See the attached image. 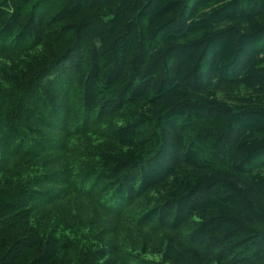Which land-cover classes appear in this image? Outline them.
<instances>
[{
  "label": "trees",
  "instance_id": "obj_1",
  "mask_svg": "<svg viewBox=\"0 0 264 264\" xmlns=\"http://www.w3.org/2000/svg\"><path fill=\"white\" fill-rule=\"evenodd\" d=\"M0 264H264V0H0Z\"/></svg>",
  "mask_w": 264,
  "mask_h": 264
}]
</instances>
